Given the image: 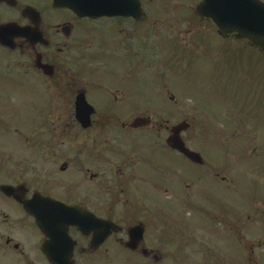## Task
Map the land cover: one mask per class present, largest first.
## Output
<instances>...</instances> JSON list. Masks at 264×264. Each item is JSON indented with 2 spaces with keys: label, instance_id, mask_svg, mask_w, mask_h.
Returning <instances> with one entry per match:
<instances>
[{
  "label": "flooded vegetation",
  "instance_id": "af4514ba",
  "mask_svg": "<svg viewBox=\"0 0 264 264\" xmlns=\"http://www.w3.org/2000/svg\"><path fill=\"white\" fill-rule=\"evenodd\" d=\"M138 2L135 20L79 18L53 0H0V173L10 171L0 174V264H264V252L255 253L264 250V54L221 34L191 7V17L179 21L207 24L205 34L193 28L187 39L165 36L173 9L147 13L146 0ZM149 36L158 37L152 48ZM247 48L261 63H232ZM153 56L163 69L177 59L184 68L198 65L151 74ZM186 73L205 89L200 113L221 126L193 129L187 119L150 117L149 126L129 128L150 110L139 109L137 86L161 79L158 97L176 107L184 90L173 87ZM79 96L94 110L86 129L76 120ZM184 122L190 128L180 139L201 154V166L167 145ZM117 134L139 140L124 151L110 146ZM23 147V162L4 158ZM222 148L248 155L247 174L240 163L224 162ZM52 161L63 162L61 177L34 187L29 166ZM191 172L202 179L197 193ZM65 176L74 179L70 189ZM7 186L10 196L2 192Z\"/></svg>",
  "mask_w": 264,
  "mask_h": 264
},
{
  "label": "rangeland",
  "instance_id": "374dc122",
  "mask_svg": "<svg viewBox=\"0 0 264 264\" xmlns=\"http://www.w3.org/2000/svg\"><path fill=\"white\" fill-rule=\"evenodd\" d=\"M150 0H146V11L147 13H149V11L153 10L151 8L152 7H158L161 8V6L164 7L165 10V14H167V10L173 9L172 11H168V15L173 18H170L171 20H169L167 22V24H162V26H164V35L165 36H176L179 37L180 39H187L188 36V31L190 29L196 28V31L200 34H205V32L208 30L207 29V24L204 23H200L197 22L196 20H194V25L193 27H191V25L188 24H182L180 20V18L182 19H187L189 17H191L190 11L188 10V8H194V6L196 4H198V2L200 0H153V2H149ZM179 5V7H178ZM176 7H178L179 10H176ZM162 9V8H161ZM183 11V12H182ZM169 19V17H168ZM179 21V22H178ZM161 26V29H162ZM161 31V30H160ZM211 31H215V29L211 26ZM203 32V33H202ZM148 34V33H147ZM161 35V33L158 35V37ZM157 38H154L153 36H149V48L151 47L152 43H156L157 42ZM152 48V47H151ZM151 61H150V70H151V74L153 72H156L157 74H159V72H164L166 73V71H183L186 69H195V66L198 65V63H196V65L194 66L193 64L189 66H186L184 68V63L180 62V59H177V62H175V64H171V69L168 68V66L166 64H164V69L161 68L159 63V60H157L156 57L153 56L150 57ZM168 60V58L166 59ZM163 62V61H162ZM235 63L236 65H240V64H250V63H261V61L258 60V58L256 57L255 54L252 53L251 50H246L243 54H239L238 57L235 58V60H232V63ZM194 63V62H193ZM210 65V63H209ZM140 71V70H139ZM185 71H183L184 73ZM164 73V74H165ZM137 75V72H136ZM143 75V74H140ZM183 82L179 83L177 82L176 85H174L173 90L175 91V93L177 91H179V88L184 90V94L182 93H178L179 96L178 98L180 99V103L178 105H176V107H167V105H165L164 102H162V99L158 97V94L160 93V89L162 87V85L164 84L163 81L161 79H156L154 78V82L149 85H139L137 86L136 92H137V103H138V107L139 109H144V107L146 108H150V110L144 109L142 111H139V113L141 115H143V118L145 117H151V118H155V117H162V118H168L170 120H173L174 122H178L181 120H186L187 122H189L190 124L193 123V129H198L200 127V123L206 124L209 127L214 128L215 127H219L221 126V122L214 119L212 116H207V115H202L200 113V110L198 109V105H200V107H202V109L204 108V102L201 103L203 100H205L206 95H205V89H203L202 86H198V80L194 79L193 74L192 73H186L183 74L182 76ZM172 88L170 87V90ZM210 95V98L214 99L217 95V92L214 90H211V92L208 94ZM207 95V96H208ZM198 109V110H197ZM28 114L34 116L35 111L34 110H28ZM25 119H23L24 121ZM28 129H29V124L27 121V125ZM199 126V127H198ZM25 127V126H23ZM208 127V128H209ZM29 133H30V129H29ZM147 132L145 133H141V138L145 137V134H147ZM118 136H120L119 138H117L115 141V144L111 143V147L114 146H121L123 148L124 151H128L126 143L127 142H132L134 144L135 141H138V135L135 134L134 138H130L129 136L126 135H122V134H117ZM191 133V147L195 148V151L199 152V146L196 137ZM30 138H35L34 136H29ZM127 137H129V139H127ZM123 139V140H122ZM144 140V138H142ZM147 140H151V138H148ZM142 144V143H141ZM147 148V147H146ZM145 148V149H146ZM27 148H22L20 149L19 152H16L13 155H6L5 157H7L8 159H10L11 157L14 158L16 157V155H18V160L20 162H23L22 158L26 156V151ZM123 151V152H124ZM222 148V153L224 156V159L227 161H224L225 163H229L232 165L235 163H240L241 164V174L245 173L244 170L247 168V154L243 153V154H239L238 152H236L235 150L231 151V150H227ZM18 153V154H17ZM213 154H215L214 152H212ZM218 155L221 156V151L218 152ZM4 157V158H5ZM237 158H242L245 160L241 161L240 159ZM16 161V162H17ZM30 162V161H28ZM53 163L51 164H47L48 166L45 167L43 166V164L41 163L39 166L37 164L32 165L31 167L29 166V172H31V176H32V183L33 186H43V181H45L47 177L52 176V178L50 179L51 181H57L58 177H61L62 173L61 171L58 170V168L60 167V165H62L63 162H61L58 166L57 164H55L54 161H52ZM13 173H15L16 175H24L23 171L21 170H15V166L12 165L11 166ZM92 173L96 172V169L93 167L91 168ZM52 171V172H50ZM72 173L74 171H71ZM193 175L192 177L194 178L193 181L191 182V187H192V192L193 193H197L201 188H202V179L201 176L199 178H195L194 173L191 172ZM0 174L7 176L8 174H10V171L6 170L5 172H1ZM227 174V173H225ZM229 174H231V177H229L233 183L231 184L230 188H228L229 191H234L237 189V187L234 185V178H235V174L230 172ZM247 174V173H245ZM50 175V176H48ZM228 175V174H227ZM229 176V175H228ZM244 178V177H243ZM62 180H64V182L66 183V185L69 187V185H72V176H65L61 178ZM38 182V183H37ZM62 183V182H61ZM83 184H81L80 188H82ZM70 189V187L68 188ZM234 200V199H233ZM264 202V201H263ZM234 203H237V200H234ZM208 207V206H207ZM220 213L219 211L217 212V214ZM247 219H243L241 223H246ZM262 253L264 252L263 249H259V250H255V253Z\"/></svg>",
  "mask_w": 264,
  "mask_h": 264
},
{
  "label": "water",
  "instance_id": "95a60500",
  "mask_svg": "<svg viewBox=\"0 0 264 264\" xmlns=\"http://www.w3.org/2000/svg\"><path fill=\"white\" fill-rule=\"evenodd\" d=\"M55 6L67 8L79 18H97L108 16L140 17L141 9L136 0H54ZM197 14L208 18L218 27L222 34L234 33L237 39L246 40L253 47L262 50L264 54V4L259 0H203L197 7ZM82 98L77 100V118L82 123L89 124L90 116L84 110L88 106ZM146 121L134 122L133 128L145 127ZM180 129L174 130L175 136L167 141L170 147L182 153L195 164L201 162V157L185 149L179 139Z\"/></svg>",
  "mask_w": 264,
  "mask_h": 264
}]
</instances>
